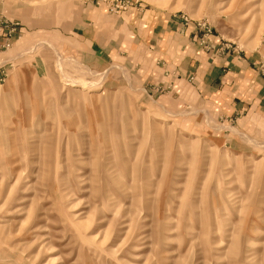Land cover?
Returning <instances> with one entry per match:
<instances>
[{"label": "rangeland", "instance_id": "374dc122", "mask_svg": "<svg viewBox=\"0 0 264 264\" xmlns=\"http://www.w3.org/2000/svg\"><path fill=\"white\" fill-rule=\"evenodd\" d=\"M226 54L264 76V0H0V264H264V116L195 89Z\"/></svg>", "mask_w": 264, "mask_h": 264}, {"label": "crops", "instance_id": "0c3cea01", "mask_svg": "<svg viewBox=\"0 0 264 264\" xmlns=\"http://www.w3.org/2000/svg\"><path fill=\"white\" fill-rule=\"evenodd\" d=\"M171 25L164 30L162 29L161 32L158 33L155 40H158L159 36L163 37L165 33L173 34L175 36L176 41H178L179 45L181 46V54L178 51L173 56V58H175L179 55L177 57V60L179 61L169 62L173 65H182L185 69L184 72L186 73L187 71L191 70L190 68L188 69V67L191 64H194L192 61H201L200 58L197 57V55H192V51H194L193 49H195L192 47V39L196 41L198 39V36H193V32H184V30L180 31L177 26ZM162 28L165 27L163 26ZM77 36L82 37L87 43H90L91 50L95 55V61H105L106 58H110L107 52L105 55L104 47H101L104 44L105 39L101 36H95V32L91 27H85L83 33L81 35L77 34ZM102 52H104L102 56L98 55ZM219 61L231 62L226 63V65H223L221 67L215 65L211 68L210 63H208V66L206 65V67L204 66V64L200 63V67L196 70L195 73V89L197 88V90H200L202 95L206 98H218L219 96H222V94L225 93V89H228V87H230L231 85L232 88L242 86L244 88L243 95L241 97L235 98L237 101L234 102L233 105H231V108H229L231 110H229V114H226L225 111L221 110L223 111L222 115L226 117L236 116L237 118H239L243 117L246 111H256L257 113L264 116V76L258 75L257 72L251 68L250 64L252 63V61H249V59L238 57H234V59L231 60L228 57V54H226V56ZM219 68H225L226 70H221ZM190 73L192 74V72ZM212 75L214 77H212ZM218 75H221V77H219ZM215 77L219 79V83L218 81L216 82L219 85H217L218 88L216 90H213L214 87H216V84H213V78ZM239 92L240 91H238V93ZM218 104H221L220 101L218 102ZM222 105H224L223 101Z\"/></svg>", "mask_w": 264, "mask_h": 264}]
</instances>
